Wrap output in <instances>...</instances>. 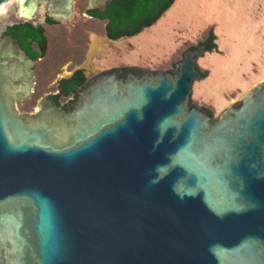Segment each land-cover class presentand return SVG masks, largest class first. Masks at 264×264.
Masks as SVG:
<instances>
[{
	"label": "water",
	"instance_id": "95a60500",
	"mask_svg": "<svg viewBox=\"0 0 264 264\" xmlns=\"http://www.w3.org/2000/svg\"><path fill=\"white\" fill-rule=\"evenodd\" d=\"M41 2L74 15V0H20L26 22ZM5 41L0 264H264V80L212 118L191 103L200 45L175 74L107 71L69 112L45 97L20 114L37 61Z\"/></svg>",
	"mask_w": 264,
	"mask_h": 264
},
{
	"label": "rangeland",
	"instance_id": "374dc122",
	"mask_svg": "<svg viewBox=\"0 0 264 264\" xmlns=\"http://www.w3.org/2000/svg\"><path fill=\"white\" fill-rule=\"evenodd\" d=\"M3 5L0 38L6 26L25 21L20 0ZM87 5L88 0H74L70 21L44 24L48 52L34 70L35 93L16 106L20 114L38 110L42 97L57 92L61 76L77 67L88 75L124 65L177 69L184 53L205 41L210 32L215 36L216 48L198 61L207 76L194 83L192 104L210 109L217 117L264 80V0H175L154 25L135 36L106 43L99 54L96 38L102 37L104 24L85 15ZM46 13L47 6L41 2L32 21L42 24ZM86 46L88 51L84 53ZM78 62L81 64L76 66Z\"/></svg>",
	"mask_w": 264,
	"mask_h": 264
},
{
	"label": "trees",
	"instance_id": "16d2710c",
	"mask_svg": "<svg viewBox=\"0 0 264 264\" xmlns=\"http://www.w3.org/2000/svg\"><path fill=\"white\" fill-rule=\"evenodd\" d=\"M175 0H116L109 5L108 12L104 14H95L93 11H86L89 16L98 20L99 23L108 26L101 31L102 35H107L112 40H117L125 36H135L141 32L142 27H151L170 8L171 3ZM156 8L157 12L152 13ZM47 25H59L47 18ZM131 27V28H130ZM115 28L118 32L112 31ZM132 29V30H131ZM130 30V31H129ZM8 32L18 38L22 48L27 51L29 57L37 62L46 57L49 41L46 36V28L43 25H35V22H15L8 26ZM215 36L212 32L209 33L206 43L207 51H212L216 48ZM88 51V46L84 49V53ZM81 62L76 63L79 66ZM201 73L202 79L207 76V72H203L199 66L197 67ZM76 69V68H75ZM74 70V69H73ZM72 70V71H73ZM41 72V70H40ZM85 82L83 70H76L74 75L68 79L61 80L63 93L67 96L73 93L78 87ZM38 96L37 98H39ZM208 114L213 118L214 114L207 108Z\"/></svg>",
	"mask_w": 264,
	"mask_h": 264
},
{
	"label": "flooded vegetation",
	"instance_id": "af4514ba",
	"mask_svg": "<svg viewBox=\"0 0 264 264\" xmlns=\"http://www.w3.org/2000/svg\"><path fill=\"white\" fill-rule=\"evenodd\" d=\"M111 4V3H110ZM109 4V5H110ZM109 5H108V7H107V9L105 10V11H102V10H100L99 8H95L94 10H90V9H88L89 7V3H88V5H87V8H86V11L88 10V11H93V12H95V14H97V15H99V14H104V13H107L108 12V8H109ZM47 6V5H46ZM86 11H85V15L86 16H88L90 19H93V20H98V19H96V18H94V17H92V16H89L87 13H86ZM157 12V9L156 8H154L153 9V11H152V13L154 14V13H156ZM47 14H48V6H47V13L45 14V16H44V18H43V23L42 24H36L35 23V25H43L44 26V24H46V22H47V18H46V16H47ZM99 21V20H98ZM12 25V24H11ZM8 26H10V25H8ZM8 26H6L5 27V29H4V32H3V34H2V36H1V38H0V41H2V40H6L5 42H7V38H12V39H15V40H17L18 41V38L15 36V35H13L12 33H9L8 32ZM107 26H108V24H107V22H105V24H104V28H105V30H106V28H107ZM144 27H146V26H144ZM144 27H142V30H141V32L143 31V29H144ZM131 28V27H130ZM149 28V27H148ZM132 30V29H131ZM112 31H114V32H118V30L117 29H115V28H113L112 29ZM130 31V30H129ZM140 32V33H141ZM139 34V33H138ZM107 36V35H106ZM108 37V36H107ZM126 37H129V36H125V37H121V38H119V39H117V40H113V41H118V40H120V39H122V38H126ZM109 38V37H108ZM110 39V38H109ZM110 40H112V39H110ZM18 43H19V41H18ZM19 45H20V43H19ZM200 45H206V51H207V43H206V40L205 41H203V42H201V43H199L198 45H196V46H192V47H190L189 49H194V48H196V47H198V46H200ZM20 47L22 48V46L20 45ZM23 49V48H22ZM188 49V50H189ZM24 50V49H23ZM26 53H27V51L26 50H24ZM208 52V51H207ZM27 56H28V58H30L29 57V55H28V53H27ZM31 59V58H30ZM15 60L14 59H10V64H12L13 62H14ZM178 65V64H177ZM83 70V74H84V76H85V82H84V84L83 85H81L80 87H78L73 93H71V94H69V96H67V95H65L64 93H63V90H62V87H61V80L62 79H66L65 77H63V78H61V80H59V82L57 83V87H56V93H54V94H50V95H47V96H44V97H42V99L43 98H45V97H47L46 98V101H49V102H51L52 104H54L55 106H57L58 107V109H61V110H65V111H71L75 106H76V104H77V102H78V99H79V96H80V93H82L83 91H85L89 86H90V84L92 83V81H94L99 75H102L104 72H107V71H111V72H116V73H118V74H120L121 76H124V75H127L128 73H134V74H136V75H139V74H141L142 72H144V71H150V72H158V71H161V70H151V69H147V68H141V67H133V66H122V67H115V68H110V69H106V70H101V71H99V72H97V73H93V74H91V75H88V74H86V72H85V70L84 69H82ZM168 71H170L172 74H175L176 73V71H177V69H172V70H168ZM75 73V72H74ZM74 73H72V75H71V77L74 75ZM34 86H35V81H34ZM33 91H32V95H31V97L33 96V94L35 93V89H34V87H33V89H32ZM70 97H73L72 98V100H70ZM62 98H66V100L69 98V102H62ZM31 99V98H30ZM30 99H27L26 101H28V100H30ZM25 101V102H26ZM24 102V103H25ZM23 103V104H24ZM38 104H39V102H38ZM38 110H39V106H38ZM37 109H36V111L34 112V113H36L37 111H38ZM202 110H204V112H206V114H208V111H207V109H205V108H202ZM33 112L32 113H29V114H34ZM209 115V114H208ZM213 118H215V116L213 117Z\"/></svg>",
	"mask_w": 264,
	"mask_h": 264
},
{
	"label": "crops",
	"instance_id": "0c3cea01",
	"mask_svg": "<svg viewBox=\"0 0 264 264\" xmlns=\"http://www.w3.org/2000/svg\"><path fill=\"white\" fill-rule=\"evenodd\" d=\"M127 38V37H126ZM129 38V37H128ZM123 39V38H122ZM96 41L97 42H100V44L98 45V47H96V53L97 54H99L100 53V51H101V49L104 47V45L106 44V43H113V42H116V41H113V40H110L106 35H102V37H97L96 38ZM83 68H80V67H77L76 69H74L73 71H70L69 73H68V75L67 76H61V78H63V77H65L66 79H68V78H70L71 77V75H72V73H74L76 70H82ZM61 78H60V80H61Z\"/></svg>",
	"mask_w": 264,
	"mask_h": 264
},
{
	"label": "bare ground",
	"instance_id": "6f19581e",
	"mask_svg": "<svg viewBox=\"0 0 264 264\" xmlns=\"http://www.w3.org/2000/svg\"><path fill=\"white\" fill-rule=\"evenodd\" d=\"M4 6H5V5L1 6V8H0V12H1V11L4 12Z\"/></svg>",
	"mask_w": 264,
	"mask_h": 264
},
{
	"label": "built area",
	"instance_id": "2783aa9c",
	"mask_svg": "<svg viewBox=\"0 0 264 264\" xmlns=\"http://www.w3.org/2000/svg\"><path fill=\"white\" fill-rule=\"evenodd\" d=\"M73 97H70V100L72 99ZM69 98L66 100V102H69L70 101Z\"/></svg>",
	"mask_w": 264,
	"mask_h": 264
}]
</instances>
